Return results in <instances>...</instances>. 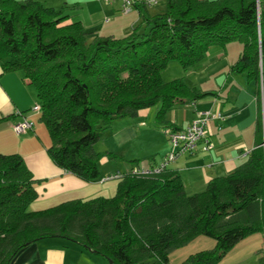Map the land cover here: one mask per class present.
<instances>
[{"label": "trees", "instance_id": "1", "mask_svg": "<svg viewBox=\"0 0 264 264\" xmlns=\"http://www.w3.org/2000/svg\"><path fill=\"white\" fill-rule=\"evenodd\" d=\"M164 5L154 15L137 6L148 31L135 27L115 38L89 37L80 21H68L64 7L0 0L1 71H19L35 88L36 113L51 139L50 159L85 182L100 177L103 154L93 145L113 120L159 103L156 120L166 129L167 111L201 96L181 77L161 78L171 60L183 70L196 68L210 47L236 40L242 50L233 68L264 99V0H164ZM24 113H18L22 119ZM262 144L260 120L245 161L199 192L188 193L180 176L166 168L150 177L124 175L112 197L42 210L30 209L37 192L22 156L0 152V264L51 237L77 242L112 264H168L170 251L200 235L213 238L215 247L180 264H218L239 241L264 232Z\"/></svg>", "mask_w": 264, "mask_h": 264}, {"label": "crops", "instance_id": "2", "mask_svg": "<svg viewBox=\"0 0 264 264\" xmlns=\"http://www.w3.org/2000/svg\"><path fill=\"white\" fill-rule=\"evenodd\" d=\"M37 1L55 9L64 7V11L70 15L68 21H80L89 37H122L141 18V11L137 7L124 13L119 0L111 4L104 0ZM241 50V43L234 42L227 43L224 48L210 47L207 60L202 65L187 69H193L190 75H194L195 79L191 78L190 82L185 83L195 87L202 93L201 96L176 104L167 111L165 120L168 126L166 129L169 130L184 128L200 112L206 110L219 112L221 115L210 120L205 133L211 148L204 150L205 141H199L192 153L182 154L167 165L168 170L180 176L188 193L199 192L213 178L228 174L245 161L248 153L255 147L257 124L260 120L264 121V99H259L257 85L248 80L244 73L233 68ZM7 75L0 68V152L21 155L31 171L37 192V197L30 204L31 210H42L72 200L112 197L117 191L118 181L102 180L105 175L115 171L127 172L140 164L155 165L170 150L167 134L163 133L164 129L155 116L159 104L155 108L142 109L134 116L117 118L104 130L99 139L102 141L99 147H95V144L100 141L93 146L96 152L104 153L99 159L101 164L98 163L100 177L96 181L85 182L52 162L47 153L51 144L42 126L35 122L37 117L39 119V114H26L37 103L35 88L30 90L29 87L33 86L26 84L21 76V82L15 81L14 85V80L7 78ZM22 84L27 89L26 93ZM18 86H21L22 94L18 92ZM19 112H25L26 118L33 122V129L22 135H15L12 126L22 120ZM148 157L152 159H147ZM249 237L251 236L239 241L228 254L233 253ZM169 261L171 264H178L174 258ZM9 264L109 262L77 242L51 237L28 244L15 254Z\"/></svg>", "mask_w": 264, "mask_h": 264}, {"label": "rangeland", "instance_id": "3", "mask_svg": "<svg viewBox=\"0 0 264 264\" xmlns=\"http://www.w3.org/2000/svg\"><path fill=\"white\" fill-rule=\"evenodd\" d=\"M163 8H164V2H160L157 6L147 7L146 12L149 15H154L157 12H159L160 10H162ZM142 12L145 14L143 9H142L141 13ZM121 14H122V12H121ZM135 27L139 33H144V32L146 33L148 31V28H147L146 24L144 23L142 17L138 18L137 24L135 25ZM135 27H132V28H135ZM232 42L239 44V42L236 40H234ZM192 70L193 69L183 70L177 61L171 60L166 65V67L161 70L160 75L164 81H169L171 79L181 77L187 83V82H190L192 79H195L194 75H193V77H191V75H190V72H193ZM5 74H8L7 78H12L14 80V85H15V81L16 82L19 81V83L21 82V79H20L21 73L19 71H9V72H5ZM21 86H23L24 91L26 93V90H27L26 87H24L23 84ZM21 86L17 87V90L20 94H22L21 93ZM30 86H32V85H30ZM33 88L34 87H29L30 90H33ZM156 106H157V104L152 106V107L155 108ZM29 113L37 115L36 112H33L31 110H28L26 114H29ZM35 122H36V125L40 124V126H42L44 133L46 134V138L49 141V143L51 144V139L49 137V133L46 129L45 124L40 119H38V117L35 119ZM164 132H166L165 129H164L163 133ZM14 134H15V132H14ZM99 141L100 140H98L96 143H98ZM101 142L102 141H100L98 144H95V147H99V144H101ZM94 150H96V149H94ZM101 154L104 155V153H101ZM147 159L151 160L152 158L148 157ZM98 163L101 164L100 160ZM140 165H142V164H140ZM113 181L117 182V179H114ZM249 236H251V237H249V239H246V241H244L241 245H239L233 253L228 254L229 253L228 252L227 253L228 255L226 254L222 258L223 261L221 260L218 264H264V232H256V233H253ZM243 246H245V247L242 248ZM214 247H215V240L213 238L200 235V236H197L194 239L190 240L189 242H187L183 246H181L179 248H175L174 250L170 251L169 260L174 258V261L176 260L177 263L179 264L183 261V259L187 258L191 254H194V253L199 252V251H204V250H212ZM181 257H182V259H181ZM168 264H171L170 261L168 262Z\"/></svg>", "mask_w": 264, "mask_h": 264}, {"label": "built area", "instance_id": "4", "mask_svg": "<svg viewBox=\"0 0 264 264\" xmlns=\"http://www.w3.org/2000/svg\"><path fill=\"white\" fill-rule=\"evenodd\" d=\"M111 4L115 0H104ZM121 2V10L126 13L131 8L137 6L154 7L157 6L160 0H119ZM34 112H40V106L34 104L31 108ZM221 117L219 112L212 110H206L200 112L187 126L179 130L165 129L167 134L170 150L162 158V160L151 166L136 165L133 166L127 172L115 171L105 175L102 180L120 179L124 175L129 174L130 176L136 177H150L153 175L160 174L167 168L170 162H173L178 156L182 154H190L194 151L197 143L204 140V150L211 148L210 142L205 137V133L208 129L209 122L212 118ZM33 122L27 118H23L21 121L13 124L12 129L17 134H23L32 129ZM264 145V144H262Z\"/></svg>", "mask_w": 264, "mask_h": 264}, {"label": "water", "instance_id": "5", "mask_svg": "<svg viewBox=\"0 0 264 264\" xmlns=\"http://www.w3.org/2000/svg\"><path fill=\"white\" fill-rule=\"evenodd\" d=\"M109 264H112V261L111 260H108Z\"/></svg>", "mask_w": 264, "mask_h": 264}]
</instances>
